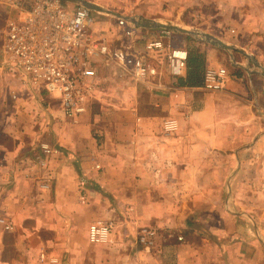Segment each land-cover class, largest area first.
<instances>
[{"label":"crops","instance_id":"obj_1","mask_svg":"<svg viewBox=\"0 0 264 264\" xmlns=\"http://www.w3.org/2000/svg\"><path fill=\"white\" fill-rule=\"evenodd\" d=\"M133 6L135 16L195 27L236 49L198 41V85L165 67L151 85L111 84L110 67H100L102 83L74 120L56 98L33 96L1 64L0 46V217L13 225L0 227V264H45L42 251L59 264H264V0ZM210 67L228 71L220 90L203 87ZM168 120L177 127L164 128ZM102 220L113 223L111 242L91 243L89 225Z\"/></svg>","mask_w":264,"mask_h":264},{"label":"built area","instance_id":"obj_2","mask_svg":"<svg viewBox=\"0 0 264 264\" xmlns=\"http://www.w3.org/2000/svg\"><path fill=\"white\" fill-rule=\"evenodd\" d=\"M117 27L123 32L119 44L101 31L93 10L81 5L71 10L60 0H38L0 26L4 64L12 73L19 74L22 85L33 96L56 98L65 115L74 120L85 113L102 83L101 64L112 63L148 85L161 76L164 67L174 76L186 74L188 50L172 43L171 30L163 29L156 38H145L137 35L139 27L125 17L117 18ZM227 76L226 68L210 67L204 73L203 87L220 90ZM163 126L177 127L173 120L164 121ZM44 150L49 153L48 146ZM85 185L86 180L81 179L80 189ZM81 201L86 202L83 194ZM112 226V221L103 220L90 224V242L110 243ZM0 227L13 229L1 217ZM142 232L140 241L149 248L154 233L147 229ZM40 259L45 264H59L46 251L40 253Z\"/></svg>","mask_w":264,"mask_h":264},{"label":"rangeland","instance_id":"obj_3","mask_svg":"<svg viewBox=\"0 0 264 264\" xmlns=\"http://www.w3.org/2000/svg\"><path fill=\"white\" fill-rule=\"evenodd\" d=\"M37 1L38 0H0V26H3L9 18H12V17L19 15V13L22 10L30 9ZM89 1L95 2L97 4H101V6L103 5V7H105L106 9H109V10L114 11L116 13H126L127 15L129 14L128 16H130V17L135 16L133 13L134 9H135L133 6V0H130V2L128 3L129 4L128 7H130V8H127V9L123 8V6H124L123 0H89ZM64 3L71 10L76 9L79 6V5L74 4V3H68V2H64ZM94 12L96 14L97 22H98L100 29L102 26H104V24L106 25L105 22H110L109 25L112 24L109 27L110 30H112L110 32V35H111L110 37L113 39L115 44H119L118 38H119L120 34H119V30L117 29V26L115 27V24H114L115 23V21H114L115 15L110 14V13H105V12L104 13L103 12H96V11H94ZM185 28L186 29H197L195 27H190V26L185 27ZM197 30H199V29H197ZM200 31H202V30H200ZM157 36H158V34L155 35L154 38H156ZM171 40L175 46L184 47V48L188 49L189 51H191L192 49H194V47L197 46L198 41H202L200 39H197V37H195V36L187 35V34H183V33L177 34V37L176 38L174 37ZM202 42H205V41H202ZM205 43L207 44V42H205ZM207 45H212V44L208 43ZM202 53H204V52H202ZM1 61H2L1 64L3 66H5L3 56H2ZM102 67H105V68L110 67L109 68L110 71L106 74H109V76L111 77V79H109L111 81V84L112 83L116 84L117 82H122V81L133 82L135 80L128 73L122 71L120 68H118L116 65H114L112 63L110 65H107V66L105 64H101V68ZM12 75H15V74L13 73ZM13 253H15V250H11V251L7 252L5 255H7V254L12 255Z\"/></svg>","mask_w":264,"mask_h":264},{"label":"water","instance_id":"obj_4","mask_svg":"<svg viewBox=\"0 0 264 264\" xmlns=\"http://www.w3.org/2000/svg\"><path fill=\"white\" fill-rule=\"evenodd\" d=\"M60 1L81 5V6L89 8L90 10H93L96 12L110 13V14L115 15L116 17L122 16L119 13L106 9L105 7L95 2L89 1V0H60ZM127 20L131 21L139 28L167 29V30H171L172 32L195 36L197 37V39H200L202 41H205L207 43H210L222 49H226V50L236 49V47L233 44H230L220 38H216L215 36L211 34L205 33L197 29H186L185 27L173 24L169 21H159V20L148 19V18L139 17V16H131V17H128Z\"/></svg>","mask_w":264,"mask_h":264},{"label":"trees","instance_id":"obj_5","mask_svg":"<svg viewBox=\"0 0 264 264\" xmlns=\"http://www.w3.org/2000/svg\"><path fill=\"white\" fill-rule=\"evenodd\" d=\"M188 50V49H187ZM189 57L187 62V83L189 85H198L202 83L201 74L206 67L204 53L199 50H188ZM234 73H237L234 69Z\"/></svg>","mask_w":264,"mask_h":264}]
</instances>
